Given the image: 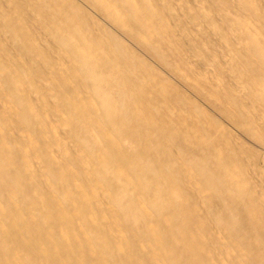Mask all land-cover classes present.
<instances>
[{"label": "bare ground", "instance_id": "bare-ground-1", "mask_svg": "<svg viewBox=\"0 0 264 264\" xmlns=\"http://www.w3.org/2000/svg\"><path fill=\"white\" fill-rule=\"evenodd\" d=\"M0 264H264V0H0Z\"/></svg>", "mask_w": 264, "mask_h": 264}]
</instances>
